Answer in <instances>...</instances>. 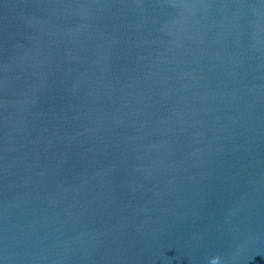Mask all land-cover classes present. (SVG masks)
<instances>
[{"label": "water", "instance_id": "1", "mask_svg": "<svg viewBox=\"0 0 264 264\" xmlns=\"http://www.w3.org/2000/svg\"><path fill=\"white\" fill-rule=\"evenodd\" d=\"M0 264H264V0H0Z\"/></svg>", "mask_w": 264, "mask_h": 264}]
</instances>
